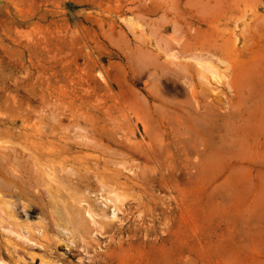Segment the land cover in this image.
Masks as SVG:
<instances>
[{
  "label": "rangeland",
  "instance_id": "rangeland-1",
  "mask_svg": "<svg viewBox=\"0 0 264 264\" xmlns=\"http://www.w3.org/2000/svg\"><path fill=\"white\" fill-rule=\"evenodd\" d=\"M263 192L264 0H0V264H264Z\"/></svg>",
  "mask_w": 264,
  "mask_h": 264
},
{
  "label": "bare ground",
  "instance_id": "bare-ground-1",
  "mask_svg": "<svg viewBox=\"0 0 264 264\" xmlns=\"http://www.w3.org/2000/svg\"><path fill=\"white\" fill-rule=\"evenodd\" d=\"M153 34V33H152ZM156 34V33H155ZM155 34H154V36H155ZM156 37V36H155ZM182 37V36H181ZM159 40V39H158ZM174 40V39H173ZM160 41V40H159ZM159 43H161V42H159ZM164 43H166V42H164ZM177 43V42H176ZM234 44V43H233ZM232 44V45H233ZM167 45V44H166ZM180 46V45H179ZM233 46H235V44L233 45ZM233 46H232V48H233ZM228 47H229V45H228ZM181 48V47H180ZM166 49V48H165ZM188 50V49H187ZM235 50V49H234ZM234 50H232V51H234ZM171 53H169L168 51V57H169V59L171 60V65L173 66V64H175L174 62H175V60H177V59H179V54L176 52L177 50H173V52H172V50H169ZM175 51V52H174ZM193 54V53H192ZM200 54H202V53H200ZM212 55V54H211ZM156 56V55H155ZM210 56V55H209ZM213 56V55H212ZM239 56V55H238ZM237 56V57H238ZM149 57H151V56H149ZM167 57V56H166ZM183 57V56H182ZM204 57H206V56H204L203 54L202 55H199V54H197V55H194V58H195V61H196V63H195V70H196V75H197V77H198V79L200 80V83H204L205 81H209V79L211 80L212 78L213 79H215V78H218V74L216 73V72H214V71H212L213 70V66H214V63H213V59H207V58H204ZM207 57H208V55H207ZM151 58H154V56L153 57H151ZM150 58V59H151ZM156 58V57H155ZM209 58V57H208ZM211 58H214V56L213 57H211ZM145 59V58H144ZM158 59V58H157ZM162 59V58H161ZM182 59V58H181ZM149 60V59H148ZM165 60V59H164ZM145 61V60H144ZM151 61H152V59H151ZM153 62V61H152ZM162 62V61H161ZM167 62V61H166ZM165 62V63H166ZM215 62V61H214ZM233 62V61H232ZM222 63V62H221ZM169 64V63H168ZM183 64V63H182ZM216 64V63H215ZM155 65H156V63H155ZM177 65V64H176ZM185 65V64H184ZM152 66H154V64L152 65ZM158 66H159V64H158ZM166 66V65H165ZM177 66H179V65H177ZM177 66H175V67H177ZM188 66V65H187ZM193 66H194V64H193ZM157 67V66H156ZM181 67V66H180ZM162 68V67H161ZM144 69V68H143ZM169 69V68H168ZM187 69V68H186ZM215 69H216V67H215ZM218 69V68H217ZM155 73V72H154ZM175 73V72H174ZM207 73H211V77H209L208 76V74ZM213 73H215V74H217L218 76H215V75H213ZM142 74V73H141ZM141 74H139V76H141ZM147 74V73H146ZM188 74V73H187ZM143 75V74H142ZM150 75V74H149ZM158 76H159V74H158ZM187 76V75H186ZM149 78V77H148ZM151 78V77H150ZM156 78V77H155ZM183 78V77H182ZM152 79H154V76L152 77ZM162 79V78H161ZM220 79V78H219ZM222 79V78H221ZM155 80V79H154ZM185 80V79H184ZM213 81H215V80H213ZM181 82V81H180ZM210 82V81H209ZM212 82V81H211ZM210 82V83H211ZM219 82V81H218ZM155 84V83H154ZM188 84V83H187ZM194 84V83H193ZM190 85H192V84H190ZM221 85V84H220ZM157 87V86H156ZM207 87H208V85H207ZM207 87H205V88H207ZM210 87H208L207 88V90L209 89ZM241 89V88H240ZM214 90V89H213ZM218 90H219V87H218ZM209 91V90H208ZM211 91V90H210ZM215 91V90H214ZM192 92V91H191ZM194 92H195V90H194ZM194 92H193V94H194ZM216 92V91H215ZM188 93V92H187ZM207 93H209V92H207ZM219 93V92H218ZM158 94H160V93H158ZM157 94V95H158ZM211 95V92H210V94L208 95V96H210ZM162 96V95H161ZM194 96V95H193ZM192 96V97H193ZM199 96V95H198ZM195 98V97H194ZM218 98V97H217ZM146 99V98H145ZM196 99V98H195ZM210 100V99H209ZM244 100V99H243ZM188 102V101H187ZM229 103V102H228ZM257 104V103H256ZM148 105V104H147ZM197 106V105H196ZM167 110V109H166ZM197 110H198V108H197ZM134 111V110H133ZM167 112V111H166ZM177 112V111H176ZM150 113V112H149ZM216 113V112H215ZM169 114V113H168ZM180 114V113H179ZM192 114V113H191ZM150 115V114H149ZM159 115V114H158ZM200 115V114H199ZM198 115V116H199ZM170 116V115H169ZM168 116V117H169ZM195 117L197 116V114L196 115H194ZM151 117V116H150ZM153 117V116H152ZM176 117V116H175ZM192 117V116H191ZM201 116H199V118H200ZM171 118V117H170ZM174 118V117H173ZM197 118V117H196ZM214 118H217V117H214ZM57 120V119H56ZM171 120V119H170ZM185 121H187V120H185ZM62 122V121H61ZM63 123V122H62ZM75 123V122H74ZM78 123V122H77ZM195 123V122H194ZM200 123V122H199ZM182 124V123H181ZM184 124V123H183ZM187 124V123H186ZM212 124V123H211ZM225 124V123H224ZM223 124V125H224ZM63 125V124H62ZM61 125V126H62ZM203 125V124H202ZM77 126H79V125H77ZM76 126V127H77ZM181 126H183V125H181ZM197 126V125H196ZM89 127H91V126H89ZM179 127V126H178ZM177 127V128H178ZM226 127V126H225ZM234 127V126H233ZM232 127V128H233ZM79 128H81L80 126H79ZM79 128H77V129H79ZM84 128V127H83ZM87 128V127H86ZM85 128V129H86ZM148 128V127H147ZM185 128V127H184ZM232 128H230V129H232ZM66 129V128H65ZM75 129V128H74ZM88 129V128H87ZM186 129V128H185ZM222 129V128H221ZM224 129V128H223ZM81 130H82V128H81ZM178 129H176V131H177ZM188 130V129H187ZM186 130V131H187ZM199 130V129H198ZM228 130V129H227ZM82 131H87V130H82ZM67 132V131H66ZM93 132V131H92ZM97 132V131H96ZM165 132V131H164ZM178 132V131H177ZM200 132V131H199ZM205 132V131H204ZM225 132V131H224ZM227 132V131H226ZM162 133V132H161ZM179 133V132H178ZM187 133V132H186ZM185 133V134H186ZM228 133V132H227ZM179 135V134H178ZM190 135V134H189ZM211 135V134H210ZM150 136V135H149ZM174 136V135H173ZM180 137V136H179ZM221 137V136H220ZM232 137V136H231ZM190 138V137H189ZM195 138V137H194ZM212 138V137H211ZM181 139H183V138H181ZM225 139V138H224ZM176 140H178L179 141V138L178 139H176ZM223 140V139H222ZM66 141V140H65ZM67 141H69V140H67ZM71 141H72V139H71ZM102 142H103V139L101 140ZM181 141V140H180ZM179 141V142H180ZM185 141V140H184ZM192 141V140H191ZM190 141V142H191ZM199 141V140H198ZM233 141V140H232ZM100 142V141H99ZM187 142V141H186ZM193 143V142H192ZM225 143V142H224ZM231 143V142H230ZM87 144V143H86ZM97 144V143H96ZM95 144V145H96ZM181 144V143H180ZM95 145H93V146H95ZM98 145V144H97ZM184 145H185V143H184ZM188 145H189V143H188ZM187 145V146H188ZM221 145H223V144H221ZM230 145V144H229ZM232 145H233V142H232ZM186 146V145H185ZM193 146V145H192ZM205 146V145H204ZM97 147V146H96ZM99 148V147H98ZM137 148V147H136ZM181 148H184V147H181ZM180 149V148H179ZM187 149V148H186ZM219 149V148H218ZM140 150V149H139ZM146 150V149H145ZM189 150V149H188ZM139 154H140V152H138ZM146 153V152H145ZM151 153V152H150ZM113 154V153H112ZM112 156V155H111ZM148 156V155H147ZM152 161V160H151ZM120 164V163H119ZM61 169H62V167H61ZM63 170V169H62ZM64 171V170H63ZM62 172V171H61ZM63 173V172H62ZM116 174V173H115ZM58 179V178H57ZM84 179V178H83ZM47 181V180H46ZM48 182V181H47ZM101 182V181H100ZM252 184V183H251ZM49 186V185H48ZM250 186H248V188H249ZM49 188V187H48ZM229 188H230V186H229ZM228 188V189H229ZM251 188V187H250ZM232 190V189H231ZM246 190V189H245ZM250 191V190H249ZM248 191V192H249ZM98 192V191H97ZM52 193V192H51ZM264 193V192H263ZM95 195V194H94ZM263 196V195H262ZM58 197V196H57ZM118 197V196H117ZM242 198V197H241ZM261 198V197H260ZM118 199V198H117ZM116 199V200H117ZM109 201V200H108ZM111 202V201H110ZM55 203H56V201H55ZM114 203V202H113ZM105 205V204H104ZM228 205H231V202H230V204H228ZM57 206V205H56ZM115 206V205H114ZM233 206V205H232ZM231 206V207H232ZM229 207V206H228ZM115 208V207H114ZM56 210H59V209H56ZM116 211V210H115ZM114 211V216L116 215L115 212ZM230 211V210H229ZM55 212V211H54ZM56 213H58V212H56ZM87 213H88V211H87ZM260 213V212H259ZM63 214H64V212H63ZM229 214H230V212H229ZM233 215V214H232ZM61 216V215H60ZM242 216V215H241ZM104 217V216H103ZM235 217V216H234ZM233 217V218H234ZM245 217L246 216H244V219H245ZM247 217H249V216H247ZM263 217V216H262ZM111 218V217H110ZM233 218H231V220L233 219ZM255 218V217H254ZM257 218V217H256ZM255 218V220L257 221V219ZM81 219V218H80ZM241 219V218H240ZM244 219H242V220H244ZM263 219H264V217H263ZM72 220V219H71ZM84 220V219H83ZM242 220H241V222H242ZM249 220V219H248ZM261 220V219H260ZM253 222V221H252ZM251 223V222H250ZM254 223H255V221H254ZM257 223H258V221H257ZM56 224V223H55ZM58 224V223H57ZM56 224V225H57ZM60 224V223H59ZM259 224V223H258ZM255 225V224H254ZM60 226H62V225H60ZM59 226V227H60ZM110 226H111V224H110ZM109 226V227H110ZM254 227V226H253ZM256 227V226H255ZM261 227V226H260ZM62 228V227H61ZM249 228H250V226H249ZM115 229V228H114ZM262 230V229H261ZM9 231V230H8ZM40 231V230H39ZM39 231H38V233H39ZM253 232V231H252ZM9 233V232H8ZM24 233H25V231H24ZM13 234V233H12ZM40 234H42V233H40ZM256 234H257V232H256ZM255 234V235H256ZM28 235V234H27ZM253 235V234H252ZM258 235V234H257ZM20 237V236H19ZM256 237V236H255ZM23 238V237H22ZM26 238H28V237H26ZM25 240V239H24ZM29 241V240H28ZM3 263V262H2Z\"/></svg>",
  "mask_w": 264,
  "mask_h": 264
}]
</instances>
